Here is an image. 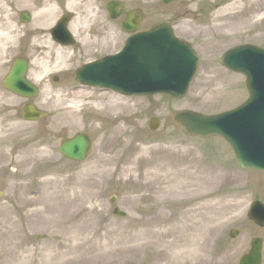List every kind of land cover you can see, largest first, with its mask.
Instances as JSON below:
<instances>
[{"label": "rangeland", "instance_id": "rangeland-1", "mask_svg": "<svg viewBox=\"0 0 264 264\" xmlns=\"http://www.w3.org/2000/svg\"><path fill=\"white\" fill-rule=\"evenodd\" d=\"M120 1L128 10L142 9L145 29L173 21L178 35L198 36L199 73L182 100L125 98L140 116L130 120L131 133L120 136L102 113H85L80 118L64 114L58 119L57 103L42 102L45 95L74 93L75 81L44 80L39 86L45 90L33 101L7 92L2 82L12 55L0 46V264L41 260L46 264L49 254L61 255L81 242V236L90 240L84 246L87 264H239L253 239L264 243V228L247 217L254 201L264 203V173L240 168L222 138H190L175 128L171 118L183 110L219 114L248 99L245 77L224 68L221 59L242 44L264 49V0H176L171 5L162 0ZM11 7V2L0 0V33H9ZM4 43L7 40L1 37L0 45ZM85 94L121 97L97 91ZM27 103L48 113L47 118L25 123L20 113ZM153 118L161 121L156 131L149 128ZM78 133L93 140L84 163L69 162L59 153L61 142ZM57 181L65 191L60 194L62 200L48 199V189ZM167 188L171 191L165 194ZM43 191L45 197H41ZM208 195L236 204L229 205L234 208L228 211L230 221L221 231H215L214 210L199 205ZM60 204L75 205L68 209L72 215L65 219ZM115 208L127 216L116 217ZM73 216L72 222L83 226L77 236L60 225ZM171 230L169 235H157ZM232 230L239 231L238 238H231ZM146 231L150 235L142 236ZM5 244L10 245L2 250ZM23 255L28 262L19 261ZM30 257L35 259L32 263Z\"/></svg>", "mask_w": 264, "mask_h": 264}, {"label": "water", "instance_id": "water-1", "mask_svg": "<svg viewBox=\"0 0 264 264\" xmlns=\"http://www.w3.org/2000/svg\"><path fill=\"white\" fill-rule=\"evenodd\" d=\"M173 0H165L171 3ZM128 30L138 28L137 16L129 15ZM135 21V23H134ZM127 72L112 76L93 77L90 66L78 77L85 84L107 87L126 95L166 94L174 99L183 98L189 90L192 76L196 71L197 58L191 48L174 39L168 24H161L144 36L130 39L125 51ZM223 64L246 76L250 93L249 101L242 107L216 116H205L191 111L177 113L173 120L177 128H182L192 137H222L233 148L236 159L243 169L264 172V50L255 46L233 49L225 54ZM80 73V74H81ZM24 68L17 65L5 81L6 87L25 97L36 95V91L23 79ZM121 80V81H120ZM30 91L27 95L25 91ZM25 92V93H24ZM26 120L40 118L33 107L24 111ZM160 126L158 120L150 124L152 130ZM91 140L85 135L65 141L60 152L72 161L82 162L90 153ZM118 216H123L119 211ZM250 218L264 227V206L253 204ZM238 232L231 233L232 238ZM262 244L260 239L252 243L250 254L243 257L240 264H261Z\"/></svg>", "mask_w": 264, "mask_h": 264}, {"label": "flooded vegetation", "instance_id": "flooded-vegetation-1", "mask_svg": "<svg viewBox=\"0 0 264 264\" xmlns=\"http://www.w3.org/2000/svg\"><path fill=\"white\" fill-rule=\"evenodd\" d=\"M10 1L13 7L9 33H0V39L5 38L7 43L2 46L11 50L9 68L15 61L24 63L28 80L47 69L56 72L52 81L76 82L82 67L114 55L129 38L123 29L127 12L113 19L108 10L113 0ZM144 29L141 26V30ZM191 39L197 42L199 37ZM57 50L67 57L59 69H55L54 62ZM33 65H37V69H33Z\"/></svg>", "mask_w": 264, "mask_h": 264}, {"label": "bare ground", "instance_id": "bare-ground-1", "mask_svg": "<svg viewBox=\"0 0 264 264\" xmlns=\"http://www.w3.org/2000/svg\"><path fill=\"white\" fill-rule=\"evenodd\" d=\"M2 46V45H0ZM50 51V50H49ZM67 57L66 54L60 50L56 51V57H55V64L56 67L55 69H59L66 61ZM49 68V67H47ZM50 69V68H49ZM93 92V90L89 88H80L79 90L75 91L74 93H66V92H56L53 95H45V98H42V102L45 104L49 103L50 101H55V108L57 110L55 111L57 114V118L61 119L64 117V114H71L70 116H73L75 118H80L82 115L86 114H91L92 112H99L105 115L106 118H110L113 126L112 130L114 134L124 136L128 135L131 133L129 126L131 123V119L136 118L139 119L140 113L139 111H135L132 108L129 107L130 105V99H125L123 97H118V96H111L110 99H106L105 97L102 96H96L95 94H85L87 92ZM46 93L49 91H45ZM44 92V93H45ZM112 94V93H111ZM114 95V94H113ZM99 97V98H98ZM44 100V101H43ZM51 103V102H50ZM130 121V122H129ZM140 122L139 120H136V123ZM36 145H34L35 147ZM29 149H25L23 152H28ZM33 158V157H31ZM35 158H33L34 160ZM229 175V174H228ZM227 175V176H228ZM231 177V176H229ZM233 180H236L235 178L232 177ZM56 186L51 187L48 189L49 195L48 199L56 198L58 197L59 200L62 197L60 196L61 193L65 192L59 187L58 181L55 182ZM47 190H45L46 193ZM170 189H165L164 192L170 193ZM53 192H56L57 195H54ZM43 191L41 197H45L46 195ZM66 194V193H64ZM215 195H208L206 196V201L204 198V203H200L199 205H204L205 208H208L209 210H214V214L216 215V227L215 231H221L230 221L229 220V210L231 208H234L229 205H236L235 203H222L223 200L220 199L219 196L217 198H213ZM45 200V199H44ZM44 200L40 201L42 205ZM66 203V202H63ZM67 204V203H66ZM217 205H225L222 208H218L216 210L215 206ZM65 206V210H63V207ZM72 206L75 205H58L60 209V213L62 216L68 218L72 214H70V211L68 209ZM203 206V207H204ZM44 210V209H43ZM216 210V212H215ZM49 211V209H48ZM59 213V214H60ZM76 216L70 217L68 222H62L60 225L63 230H66V232L70 233V235L74 236L77 234H80V232H83V226H80L81 224L76 222H72L73 219ZM72 222V223H71ZM68 224V225H67ZM175 230V229H173ZM171 231H158L157 235L163 236V235H169ZM64 232V231H63ZM65 233V232H64ZM76 233V234H75ZM151 232L146 231L145 233H142V236L148 237ZM66 234V233H65ZM163 234V235H161ZM67 235V234H66ZM70 235H67L68 237ZM72 239H76V238ZM80 238V236L78 237ZM90 242L89 239H87L85 236H81V242L73 245V246H68L65 251L61 253V255H55V254H49L47 256V262L45 261L46 264H87L89 263V257H87V251H84V246L85 243ZM10 244H5L4 247H2V250H5ZM25 255L19 257V261L22 263L24 262V259L27 258ZM71 256H74L76 259L72 258ZM8 258L12 259L13 255L12 253L8 254ZM27 261V259H25ZM31 260V257H30ZM32 260H35L34 258ZM32 260L30 263H32ZM28 262V261H27ZM44 260H41L38 264H43ZM26 263V262H25Z\"/></svg>", "mask_w": 264, "mask_h": 264}]
</instances>
